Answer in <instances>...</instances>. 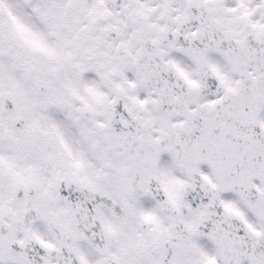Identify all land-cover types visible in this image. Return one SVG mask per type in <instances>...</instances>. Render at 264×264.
Here are the masks:
<instances>
[{
    "label": "snow or ice",
    "instance_id": "6c2138e0",
    "mask_svg": "<svg viewBox=\"0 0 264 264\" xmlns=\"http://www.w3.org/2000/svg\"><path fill=\"white\" fill-rule=\"evenodd\" d=\"M0 264H264V0H0Z\"/></svg>",
    "mask_w": 264,
    "mask_h": 264
}]
</instances>
